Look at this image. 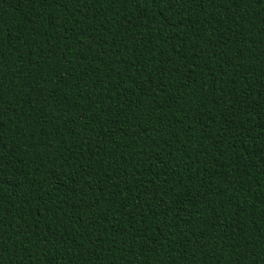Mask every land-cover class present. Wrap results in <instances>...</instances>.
<instances>
[{
	"label": "trees",
	"instance_id": "trees-1",
	"mask_svg": "<svg viewBox=\"0 0 264 264\" xmlns=\"http://www.w3.org/2000/svg\"><path fill=\"white\" fill-rule=\"evenodd\" d=\"M0 264H264V0H0Z\"/></svg>",
	"mask_w": 264,
	"mask_h": 264
}]
</instances>
